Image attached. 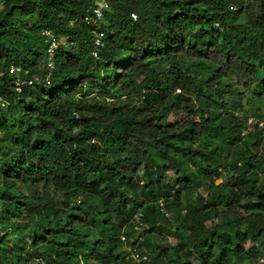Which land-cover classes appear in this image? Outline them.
<instances>
[{
  "label": "trees",
  "instance_id": "16d2710c",
  "mask_svg": "<svg viewBox=\"0 0 264 264\" xmlns=\"http://www.w3.org/2000/svg\"><path fill=\"white\" fill-rule=\"evenodd\" d=\"M0 1V264L264 256V0H109L98 48L68 25L91 0ZM41 29L55 71L17 92L10 65L46 74Z\"/></svg>",
  "mask_w": 264,
  "mask_h": 264
},
{
  "label": "built area",
  "instance_id": "2783aa9c",
  "mask_svg": "<svg viewBox=\"0 0 264 264\" xmlns=\"http://www.w3.org/2000/svg\"><path fill=\"white\" fill-rule=\"evenodd\" d=\"M92 5L88 13L83 14L82 16L73 17L68 20V25L74 27L77 24L81 23L88 27L90 34L92 36L91 40L94 47L98 48L103 46L105 31L103 26L105 25V13L109 9V0H91ZM132 18L136 19V15L132 14ZM40 34L44 37L47 50V59H46V74L44 78L38 76L29 77V69L22 68L19 65H10V72L14 75L13 83L17 92H22L24 86H32L35 84L48 83L55 71V65L53 62V56L57 52L59 47L56 35L47 29H41ZM96 54L94 53V56ZM6 106V102L0 99V108ZM122 240H125V236L121 237ZM136 261L145 260L146 257H139L137 255H132Z\"/></svg>",
  "mask_w": 264,
  "mask_h": 264
},
{
  "label": "rangeland",
  "instance_id": "374dc122",
  "mask_svg": "<svg viewBox=\"0 0 264 264\" xmlns=\"http://www.w3.org/2000/svg\"><path fill=\"white\" fill-rule=\"evenodd\" d=\"M0 10H1V1H0ZM182 61L184 62L183 67L184 68H188L189 71L192 69V65H193V59H189L186 57H182ZM143 77H138L137 81H141ZM190 109L186 106H183V108L181 109V111H173L171 112L170 118L174 119L176 118V120H178L180 123L184 122L188 119H196L200 112L198 111L200 108L198 107V104L195 103L193 100L190 103ZM196 109V110H195ZM252 121L251 118H248L247 123H250ZM259 127H261L264 130V124L260 123ZM264 132V131H263ZM212 144H214V142H211ZM260 151L264 153V139L261 143V146L259 147ZM222 172H224V166L221 169ZM222 178H219L216 180V183L219 184L221 183ZM167 183L170 185H173L175 183V175L172 172H168L167 173ZM201 194H205V191H200ZM209 224V223H208ZM175 227L173 226H169L168 228V232H165L162 235L161 238V244L162 245H170V244H174L175 243V232L173 231ZM9 232L11 233L8 238L7 241L11 242L12 240L15 239V236H17L16 231L12 228L9 230ZM253 258H255V255H252ZM255 264H264V256H259L258 259H255Z\"/></svg>",
  "mask_w": 264,
  "mask_h": 264
}]
</instances>
